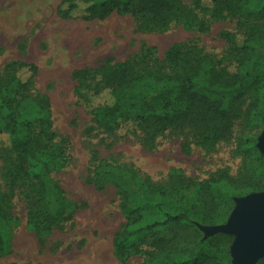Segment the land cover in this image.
I'll use <instances>...</instances> for the list:
<instances>
[{
	"label": "trees",
	"instance_id": "16d2710c",
	"mask_svg": "<svg viewBox=\"0 0 264 264\" xmlns=\"http://www.w3.org/2000/svg\"><path fill=\"white\" fill-rule=\"evenodd\" d=\"M56 13L86 21L130 14L149 31L179 24L206 32L210 21H233L232 29L219 32L220 54L188 39L171 43L161 56L155 46L142 45L124 60L108 58L72 73L74 91L89 106L91 129L131 134L148 150L159 137L179 138L184 153L233 140L240 157L237 173L220 168L201 180L180 168L153 180L129 164L94 160L85 182L111 186L119 197L123 222L112 236L115 257L138 255L139 264H231L233 235L205 237L197 225L224 222L236 197L264 190V157L256 145L264 126V0H60ZM36 72L21 60L0 67V133L8 139L0 147V256L11 252L18 202L40 243L78 207L54 176L65 165L64 144L50 97L35 86Z\"/></svg>",
	"mask_w": 264,
	"mask_h": 264
},
{
	"label": "rangeland",
	"instance_id": "374dc122",
	"mask_svg": "<svg viewBox=\"0 0 264 264\" xmlns=\"http://www.w3.org/2000/svg\"><path fill=\"white\" fill-rule=\"evenodd\" d=\"M59 2L0 0V67L14 60L37 67L35 86L49 95L54 129L64 144L65 165L54 176L78 207L71 219L40 243L27 227L23 203L18 202L19 224L13 230L11 252L0 256V264H139L138 255L120 259L113 254L112 236L123 222L119 197L111 186L96 189L85 182L93 161L126 163L153 180H164L171 168L201 180L220 168L237 173L240 157L234 154L235 142H220L209 152L194 146L184 153L179 138L163 136L148 150L131 134L116 137L91 129L89 106L74 91L72 73L108 58L124 60L142 45L155 46L161 56L171 43L188 39L220 54L225 45L219 32L234 24L225 19L210 21L206 32L186 30L179 24L149 31L142 18L130 14L111 13L103 20L90 21L61 18L56 13ZM7 143V136L0 133V147Z\"/></svg>",
	"mask_w": 264,
	"mask_h": 264
},
{
	"label": "water",
	"instance_id": "95a60500",
	"mask_svg": "<svg viewBox=\"0 0 264 264\" xmlns=\"http://www.w3.org/2000/svg\"><path fill=\"white\" fill-rule=\"evenodd\" d=\"M256 145L264 157V126ZM205 236L218 232L233 235L230 244L231 264H256L264 257V190L235 198V205L221 224L200 226Z\"/></svg>",
	"mask_w": 264,
	"mask_h": 264
}]
</instances>
